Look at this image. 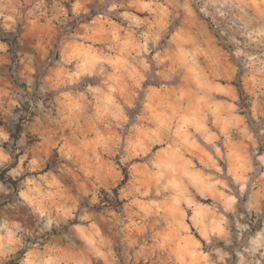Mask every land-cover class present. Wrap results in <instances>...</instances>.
I'll return each instance as SVG.
<instances>
[{
    "label": "clouds",
    "instance_id": "1",
    "mask_svg": "<svg viewBox=\"0 0 264 264\" xmlns=\"http://www.w3.org/2000/svg\"><path fill=\"white\" fill-rule=\"evenodd\" d=\"M0 264H264V0H0Z\"/></svg>",
    "mask_w": 264,
    "mask_h": 264
},
{
    "label": "rangeland",
    "instance_id": "2",
    "mask_svg": "<svg viewBox=\"0 0 264 264\" xmlns=\"http://www.w3.org/2000/svg\"><path fill=\"white\" fill-rule=\"evenodd\" d=\"M206 215V214H205Z\"/></svg>",
    "mask_w": 264,
    "mask_h": 264
}]
</instances>
